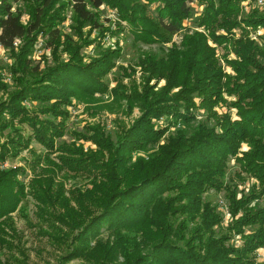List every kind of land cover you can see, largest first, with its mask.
Listing matches in <instances>:
<instances>
[{
  "label": "trees",
  "instance_id": "obj_1",
  "mask_svg": "<svg viewBox=\"0 0 264 264\" xmlns=\"http://www.w3.org/2000/svg\"><path fill=\"white\" fill-rule=\"evenodd\" d=\"M19 1L0 0V44L12 52L15 65L11 71L17 85L7 102L0 103V120L8 113L12 121L29 124L34 135L27 141L34 137L53 152L51 139L62 135L69 115L64 108L67 99L107 89L103 79L114 52L98 54L88 65L72 57L47 68L41 77L25 81L26 75L39 71L28 60L39 36L48 37L46 48L55 53L64 36L61 26L68 9L80 33L87 25L98 30L100 38L115 35L123 29L114 31L100 21L101 7L107 4L137 36L150 44H166L192 18L189 3L195 0H30L27 24L21 10L14 9ZM198 1L206 8L197 25L208 35L186 34L183 50L173 45L168 54L147 55L143 60L150 78L144 94L136 90L132 94L144 105V115L115 149L107 144L113 151L112 165L105 168L102 182H95L87 193L91 205L102 207L88 215V204L79 203L78 198L79 209L70 212L66 205L69 218L57 219L77 230L72 240L79 246L64 258L67 263L82 259L83 264H260L256 252L264 249V48L247 29L264 27V14L257 10L240 22V4L245 0ZM151 5H157L154 18L148 15ZM235 29L242 30L238 38ZM219 30L227 35H217ZM20 39L23 45L16 49ZM209 41L224 49L232 47L236 59L226 55V61L235 75L222 69ZM157 78L168 82L161 91L151 86ZM0 87L7 84L0 81ZM37 103L41 106L33 111ZM220 107L236 109L237 118L230 112L219 114L216 109ZM201 111L205 112L203 120L198 118ZM31 112L53 120H40ZM164 117L175 123L176 133L154 151L170 130L153 125ZM100 134L99 130L100 137H95L99 143L103 141ZM100 145L105 148V143ZM243 145L249 150L244 151ZM140 153L148 156L134 160V154ZM8 157L0 155L2 160ZM39 159L52 162L48 155ZM230 160L235 162L231 170ZM70 161L77 166L80 160ZM87 163H80L81 169ZM19 171L9 170L0 178V219L15 210L23 195V186L15 179ZM212 190L224 192L232 218L227 227L223 214L204 200ZM105 233L106 241L101 239ZM238 236L242 238L239 246L234 244Z\"/></svg>",
  "mask_w": 264,
  "mask_h": 264
},
{
  "label": "rangeland",
  "instance_id": "obj_2",
  "mask_svg": "<svg viewBox=\"0 0 264 264\" xmlns=\"http://www.w3.org/2000/svg\"><path fill=\"white\" fill-rule=\"evenodd\" d=\"M29 5L30 0H20L18 3H14V9H19L23 13L24 24H27L30 19ZM189 5L193 8L192 18L186 20L184 29L166 44L157 42L150 44L144 36H137L133 27L128 25L117 11L107 4L101 7L100 21L106 27L110 25L114 31H117L118 28L123 29L115 35L108 34L104 39L100 38L99 31L87 25L81 28L80 33L71 9H68L65 13L66 21L61 26L64 36L55 53L46 48L48 37L39 36L32 55L28 57L31 67L38 68L39 71L37 73L34 71L33 76L26 75L25 81H28L29 78L41 77L46 73L47 68H52L57 63H65L72 57L83 65H88L98 54L112 51L114 52L112 53L113 59L109 71L103 79L107 89L95 90L96 92L93 91L88 97L79 98L73 95L67 99L68 104L64 108L69 115L65 120L66 125L63 133L51 139L54 144V153L49 152L50 150L34 137L31 142L27 141L34 135L29 124L20 125V121H12L8 117V113L2 117H6L5 120H0V155L1 153L9 155L5 160L0 159V178H4L5 172L9 170H20L15 179L23 186V195L18 198L19 202L15 210L0 219V264L84 263L82 259L68 263L64 260L73 248L79 246V243L74 244L72 240L77 230L72 231L68 221H58L57 219L69 218L66 205L70 212L72 209H79L78 198L81 200L79 203L88 204V208H90L88 215L97 214L102 207L100 204L91 205L87 193L92 191L95 182H102L106 177L105 168L112 165L113 151L107 144L112 143L113 149H115L118 145L117 142L125 132L144 115L142 107L144 105L141 106V101L132 94L135 90L144 94V88L150 78L143 60L147 55L164 56L169 53L173 45H176L179 50H183L182 43L186 34L192 35L199 32L208 35L204 28H199L197 25L198 19L206 8L205 4L195 0ZM60 6L58 4L56 9H59ZM156 8L157 5L150 6L151 13L148 15L152 18L156 17L154 14ZM240 8L241 13L238 20L241 22L242 18L257 10L264 14V0H245L240 4ZM242 26L247 28L244 24ZM247 31L251 38L264 48V27H258L256 30L251 28ZM233 32L238 38L242 30L235 29ZM217 35L227 34L224 30H219ZM22 45L23 42L20 39L16 42L15 48L21 49ZM209 45L216 50L222 69L228 74L235 75L226 61V55L229 60L236 59L232 47L224 49L222 46L213 44L212 41H209ZM16 52L18 53L17 50ZM5 58L9 60V64L4 62L5 68L12 69L15 65L12 52H7ZM20 75L18 74V77ZM167 84L166 79L157 78L153 79L151 86L155 87V91H161ZM16 86L13 77V83L5 88L0 87V103L7 102L8 94L13 92ZM228 100L235 99L228 98ZM196 102L199 103V100L196 99ZM50 105L52 104L47 103V106ZM39 106H41L40 103L35 104L33 111H35V107ZM216 110L219 114L230 112L234 119L237 118L236 109L229 110L227 107H220ZM35 115H38L40 120H53L52 116L39 112L32 113V116ZM198 118L203 120L205 112L198 113ZM170 120L171 118L164 117L153 121V125L159 126V129L170 128L160 144L153 147L154 151H158L159 147L176 133L175 123ZM177 127L181 128V125ZM99 130L103 137L101 143H105L104 149L100 145L101 143L97 142L100 137L97 135ZM15 145L19 147H15ZM243 150L247 151L249 148L243 145ZM154 151L152 150L150 153ZM15 152L18 153L17 156L11 157L12 154H16ZM47 155L52 161L48 164L39 159L40 157L45 158ZM138 156L147 157L148 154H134V160ZM70 160H80L79 165H71L72 161ZM83 162H88L85 169H81L80 163ZM234 167V160H230V170ZM247 187H250V184H247ZM19 191L20 189L15 193L19 194ZM204 200L211 202L217 207V211L223 214V225L227 227L232 218L224 192L216 193L212 190L204 195ZM107 238L108 235L105 233L101 239L106 241ZM234 244L241 245L242 238L236 237ZM256 254L257 261L260 264L264 263V249H258Z\"/></svg>",
  "mask_w": 264,
  "mask_h": 264
},
{
  "label": "built area",
  "instance_id": "obj_3",
  "mask_svg": "<svg viewBox=\"0 0 264 264\" xmlns=\"http://www.w3.org/2000/svg\"><path fill=\"white\" fill-rule=\"evenodd\" d=\"M260 3H263V2H260ZM16 42H15V45H16ZM9 51L10 49H7L3 45L0 44V81L7 85H10L11 83H13V74H12L11 68L9 67V69H6L4 65V62L9 64V60L5 58V55Z\"/></svg>",
  "mask_w": 264,
  "mask_h": 264
}]
</instances>
